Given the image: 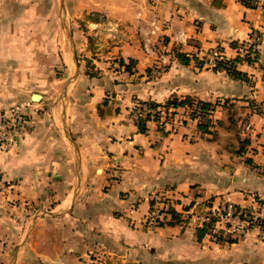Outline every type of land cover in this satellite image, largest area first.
Returning <instances> with one entry per match:
<instances>
[{"label":"crops","instance_id":"1","mask_svg":"<svg viewBox=\"0 0 264 264\" xmlns=\"http://www.w3.org/2000/svg\"><path fill=\"white\" fill-rule=\"evenodd\" d=\"M251 1L88 3L127 28L97 48L95 73L70 47L75 75L51 101L41 94L34 103L29 91L32 80H59L39 69L40 60L28 75L20 50L9 75L0 53V119L12 100L28 113L13 145L0 150V264H264V226L233 242L197 240L199 221L186 215L222 201L264 215V0ZM149 16L161 26L153 52L138 28ZM251 31L260 39L248 61L239 45ZM214 46L245 76L206 64L202 56ZM120 58L134 61L130 71ZM152 66L160 69L149 74ZM171 98L212 106L203 116L171 106L165 125L146 121L144 131L129 117L136 99ZM167 203L181 221L168 223L165 213L163 224L143 223L153 205Z\"/></svg>","mask_w":264,"mask_h":264},{"label":"rangeland","instance_id":"2","mask_svg":"<svg viewBox=\"0 0 264 264\" xmlns=\"http://www.w3.org/2000/svg\"><path fill=\"white\" fill-rule=\"evenodd\" d=\"M16 1L17 3L11 4L9 3L10 0H0V53L2 56L6 55L8 60V66L5 71L9 75L15 74L16 68H11L10 66L16 59L15 54L20 50H22V58L25 63L23 70L28 71V75H31L34 67L37 66L36 62L40 60L42 65L39 66V69L44 71L45 75H49V77L55 76L59 79L48 84H41L35 80L29 83V91L44 94L46 96L45 101H51L57 96L58 98L61 97L63 86L70 81L67 79L75 75L73 57L71 56L73 51L75 59L85 64L86 73H95L93 59L99 56L97 48L99 46L101 48L108 47L118 38L114 36L117 31L127 28L123 23L113 24L110 16L108 17L104 11L88 10L86 8L88 3L101 0ZM21 13L23 14L22 16ZM143 21L138 24V28L143 25ZM70 47L73 51L70 50ZM84 47H86L85 50L89 51L88 56H85ZM64 57L69 63L68 68L63 62ZM109 60L113 64L112 59ZM127 61L128 63L130 62V60ZM158 69L160 68L152 66L148 72L152 74ZM32 101L40 103L41 99H32ZM20 102L12 100L11 104L15 107H22ZM21 114L24 117L28 115L27 112H21ZM233 114L229 115V121L232 126L236 122ZM234 138L236 137L234 136ZM240 143L242 142L240 141ZM254 201L260 204L256 199ZM224 203L225 201L216 204L211 203L210 207H213L215 211L217 209L220 211ZM199 211L196 213L193 209L192 212L186 215L194 213L195 216H199ZM253 214V216L257 215L260 217V221H263L264 215H261L259 211L253 209ZM223 224L224 222H219L218 227H222ZM259 227L261 226L259 225ZM229 228L232 229V227ZM245 233L226 231L220 235L222 236L221 238L227 239L228 237H239ZM207 234L213 236V239H220L218 238V233L209 232Z\"/></svg>","mask_w":264,"mask_h":264},{"label":"built area","instance_id":"3","mask_svg":"<svg viewBox=\"0 0 264 264\" xmlns=\"http://www.w3.org/2000/svg\"><path fill=\"white\" fill-rule=\"evenodd\" d=\"M143 25L139 30L143 34V45L147 52H153V45L155 42L151 37L155 35L158 37V31L161 29L159 19L156 16H149L144 19ZM260 39V34L257 31H251L246 40H243L239 48L242 50L240 56L253 58L256 55L257 44ZM229 58L219 46L211 47L203 54L202 60L209 66L214 67L218 61H227ZM170 108V107H168ZM168 108L164 106L151 105L149 99H136L132 102L129 108V117L134 122L143 119L144 121H154L157 125H165L171 116ZM23 114V113H22ZM17 107H12L10 111L3 115L0 119V150L9 149L15 139L19 130L24 123L25 117ZM207 205L203 211H200L199 216H196L199 221V226L212 218H215L210 228V233L224 232H238L245 233L248 229L259 226V218L257 215L253 216V210L244 206H235L230 201L225 202L222 209H215ZM166 205H153L143 219V223L147 226L157 225L159 220L165 216L163 209ZM219 222H224L223 226H219ZM227 225V226H226ZM226 226V227H225ZM225 227V228H224ZM229 227H232L229 228ZM232 230V231H231Z\"/></svg>","mask_w":264,"mask_h":264},{"label":"trees","instance_id":"4","mask_svg":"<svg viewBox=\"0 0 264 264\" xmlns=\"http://www.w3.org/2000/svg\"><path fill=\"white\" fill-rule=\"evenodd\" d=\"M243 3L247 4V5H254V3L251 1V0H242ZM177 56L178 58L183 61V62H187L188 61V58L187 56L182 53V52H178L177 53ZM256 57V55H255ZM255 57L253 58H250V57H246V59L248 61H252L255 59ZM119 63L120 64H124L125 65V69L126 70H131V66L134 64V61L132 59H130V62L129 63H126L124 62V59L123 58H120L119 59ZM214 69L218 70V69H224L226 70L231 76L233 77H236V78H239V77H243L245 76V74L238 70L235 66V59H230V60H227V61H218L216 63V65L213 67ZM150 103L151 105H154V106H164L166 108L170 107V106H177V105H181V104H186L188 105L192 111H191V114L195 115L194 113H202V116L204 115L203 113L211 108V103L210 102H207V101H203V100H197L195 102L191 101L190 99L188 98H185V99H182V100H177L176 98H171V99H168L166 100L165 102L163 103H158L156 101H153V100H150ZM139 131H144L145 130V123L146 121H144L143 119L141 120H138V121H135ZM205 124H203L202 122H199L198 123V127L199 128H205L204 127ZM242 141H245L247 142L246 139H243ZM247 161L250 162V160L247 159ZM151 204H153V201L151 202ZM235 206H240L238 204H234ZM167 207H165L163 209V211L167 214L170 215V218L169 220H167L168 223H175V222H179L181 221V217H180V213L178 211H176L172 206L171 204H168L166 205ZM153 207V206H152ZM163 220V219H162ZM162 220H159L158 224H163L162 223ZM215 218H212L210 219L209 221L205 222L202 226H198L196 228V236H197V240H200L205 234L209 233L210 232V228L212 227V223L214 222ZM259 225L262 227L264 226V220L260 221L259 220ZM222 236L219 235L218 238L220 239H224V238H221ZM237 237H228L226 240L229 241V242H233L236 240Z\"/></svg>","mask_w":264,"mask_h":264},{"label":"water","instance_id":"5","mask_svg":"<svg viewBox=\"0 0 264 264\" xmlns=\"http://www.w3.org/2000/svg\"><path fill=\"white\" fill-rule=\"evenodd\" d=\"M31 98L32 99H41V94L40 93H37V92H33L32 94H31Z\"/></svg>","mask_w":264,"mask_h":264}]
</instances>
